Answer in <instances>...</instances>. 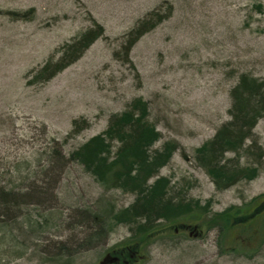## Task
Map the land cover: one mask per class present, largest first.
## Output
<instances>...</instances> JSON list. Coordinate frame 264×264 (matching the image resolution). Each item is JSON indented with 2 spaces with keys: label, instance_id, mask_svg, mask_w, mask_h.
<instances>
[{
  "label": "rangeland",
  "instance_id": "374dc122",
  "mask_svg": "<svg viewBox=\"0 0 264 264\" xmlns=\"http://www.w3.org/2000/svg\"><path fill=\"white\" fill-rule=\"evenodd\" d=\"M30 8L29 20L3 13ZM156 9L164 21L128 53L129 30ZM95 20L104 35L52 79L34 81V70ZM242 72L264 79V0H0V184L47 186L38 209L24 205L11 229L0 228V264H100L109 247L118 259L136 250L130 264H264V213L254 214L264 200V155L256 177L223 190L195 159L229 119L230 89ZM136 97L148 101L161 132L154 149L179 144L160 175L177 195L208 203L177 231L162 221L141 240L108 218L110 209L132 204L134 193L104 187L77 162L45 179L57 159L102 132ZM81 118L89 125L69 136ZM254 133L264 152V117ZM235 207L239 220L247 218L222 237L210 218Z\"/></svg>",
  "mask_w": 264,
  "mask_h": 264
},
{
  "label": "trees",
  "instance_id": "16d2710c",
  "mask_svg": "<svg viewBox=\"0 0 264 264\" xmlns=\"http://www.w3.org/2000/svg\"><path fill=\"white\" fill-rule=\"evenodd\" d=\"M260 5L259 3L257 7L262 12ZM3 13L13 19L29 20L34 16L35 9L5 10ZM164 19L165 16L158 9L149 12L126 35V51L129 53L146 33ZM104 33V25L95 20L92 27L59 48L61 54L58 58L51 55L35 69L34 81L46 82L52 79L79 59ZM230 99L229 119L195 150L197 163L206 170L219 190L229 188L240 180L256 177L259 173V159L264 155L263 151L258 150L262 148L254 133L258 121L264 117V79L250 73H240L230 89ZM88 125V120L84 118L74 119L69 136L80 133ZM160 138L161 132L150 119L148 101L143 97H136L124 110L110 116L108 125L102 132L90 137L64 158L57 159L49 170H46L52 175L45 179L53 178L70 162H77L104 187L134 193L135 200L132 204L118 211L110 209V216L108 215L110 221L115 224H127L132 231L131 238L141 240L149 236L151 232L157 231V226H160L162 221L173 223L176 228L180 220L194 219L202 214L208 209V203L205 205L198 199L189 200L177 195V192L172 190L171 178L160 175L161 168L170 162L179 148L178 142L170 140L161 148L154 149ZM229 152L233 156L228 157ZM245 157L247 164L246 161L242 162ZM19 185L0 184L2 230L11 229L9 224L15 222L17 213L22 211L24 205H33L38 209V201L47 196L46 183L40 186L26 184L23 189L17 188ZM239 212L240 208L235 207L215 213L210 218L211 228H218L224 237L237 222H243L247 218L243 216L242 220H239ZM255 212L256 210L254 214ZM23 217L26 218L27 213ZM100 221L103 223L106 220ZM37 224L39 223L35 220L29 225L35 228ZM15 227L22 229L17 222ZM14 245L20 247L22 243L15 242ZM130 257L132 252L120 258V264H124V260Z\"/></svg>",
  "mask_w": 264,
  "mask_h": 264
},
{
  "label": "flooded vegetation",
  "instance_id": "af4514ba",
  "mask_svg": "<svg viewBox=\"0 0 264 264\" xmlns=\"http://www.w3.org/2000/svg\"><path fill=\"white\" fill-rule=\"evenodd\" d=\"M256 211H258V212L261 211V213H264V200H262L261 203L258 204V206L256 207ZM190 226H191L190 224H186V223L182 224V227L184 228V232L187 230L191 234L192 230L190 229ZM177 230H178V228H176V231ZM120 250H121L122 254L126 253L127 251L131 250V246H128L127 248H121ZM134 252H135V255L137 256V251L135 250ZM134 252H132V257L134 256ZM110 253L111 252H110V247H109V248H107V250L105 252V256H106L105 259L108 260L107 264H110V255L112 254V253L111 254ZM130 261H131L130 258L125 259L124 264H130L131 263ZM116 262L120 264L121 260L117 259ZM111 264H113V263H111Z\"/></svg>",
  "mask_w": 264,
  "mask_h": 264
},
{
  "label": "water",
  "instance_id": "95a60500",
  "mask_svg": "<svg viewBox=\"0 0 264 264\" xmlns=\"http://www.w3.org/2000/svg\"><path fill=\"white\" fill-rule=\"evenodd\" d=\"M115 259H112V258H110V263L111 262H113ZM108 263V260H103V261H101V264H107Z\"/></svg>",
  "mask_w": 264,
  "mask_h": 264
}]
</instances>
